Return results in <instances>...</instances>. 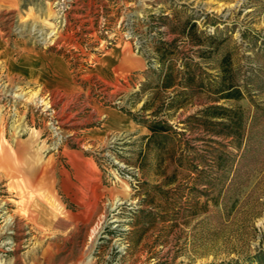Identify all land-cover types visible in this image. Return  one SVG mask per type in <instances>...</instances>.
Masks as SVG:
<instances>
[{
  "label": "rangeland",
  "instance_id": "374dc122",
  "mask_svg": "<svg viewBox=\"0 0 264 264\" xmlns=\"http://www.w3.org/2000/svg\"><path fill=\"white\" fill-rule=\"evenodd\" d=\"M0 264H264V0H0Z\"/></svg>",
  "mask_w": 264,
  "mask_h": 264
},
{
  "label": "crops",
  "instance_id": "0c3cea01",
  "mask_svg": "<svg viewBox=\"0 0 264 264\" xmlns=\"http://www.w3.org/2000/svg\"><path fill=\"white\" fill-rule=\"evenodd\" d=\"M9 65H11V72L21 75L27 81L38 85L44 90H65V88L71 87L73 84L71 72L68 67L64 68L61 63L51 59L44 53L28 54L19 64L9 63ZM102 115L104 121L102 122L101 128L92 133L96 137H102L108 131H117L133 126L131 120L119 111L106 110L103 111ZM29 190V192H24L20 197H24V200L26 199L28 203H34L35 206L39 205L40 210H45L47 208L45 206L47 201L42 196L43 192H40L41 197H38L32 189L29 188ZM28 194H31V197H26ZM73 218L78 219V217H72V220ZM55 222L63 223V220L56 218ZM76 224H79V222L77 221Z\"/></svg>",
  "mask_w": 264,
  "mask_h": 264
},
{
  "label": "trees",
  "instance_id": "16d2710c",
  "mask_svg": "<svg viewBox=\"0 0 264 264\" xmlns=\"http://www.w3.org/2000/svg\"><path fill=\"white\" fill-rule=\"evenodd\" d=\"M165 55L166 53L160 54V58ZM172 74H173V68L171 66H165V73H164V87L165 88L171 86ZM239 96H240V92L236 90V91H229L227 95H225L222 98L223 99H231V98L237 99L239 98ZM210 110H212V113L210 115L214 119L225 120L228 122H231V120H233L232 111L230 109L212 108ZM220 124L222 125L223 123H221L220 121ZM148 129L151 132L149 139L157 137V136H162L167 130L166 127H164L160 123H154L152 125H148Z\"/></svg>",
  "mask_w": 264,
  "mask_h": 264
},
{
  "label": "bare ground",
  "instance_id": "6f19581e",
  "mask_svg": "<svg viewBox=\"0 0 264 264\" xmlns=\"http://www.w3.org/2000/svg\"><path fill=\"white\" fill-rule=\"evenodd\" d=\"M59 119V118H58ZM68 119V118H67ZM64 121V120H63ZM11 194V193H10ZM7 214V213H6ZM8 220V219H7ZM9 227V226H8ZM19 246V245H18Z\"/></svg>",
  "mask_w": 264,
  "mask_h": 264
}]
</instances>
